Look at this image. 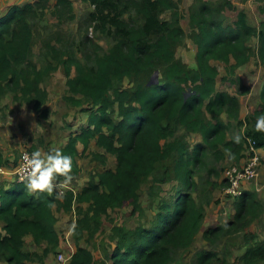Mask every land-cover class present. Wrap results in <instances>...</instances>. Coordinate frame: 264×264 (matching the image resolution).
<instances>
[{
  "label": "trees",
  "instance_id": "16d2710c",
  "mask_svg": "<svg viewBox=\"0 0 264 264\" xmlns=\"http://www.w3.org/2000/svg\"><path fill=\"white\" fill-rule=\"evenodd\" d=\"M80 1L91 10L76 50L63 30L42 33L48 28L40 25L48 11L57 27L75 20L72 0H32L0 16V101L13 93L15 102L32 105L45 119L49 97L43 85L62 70L67 86L63 99L75 107L88 104L91 110L88 125L62 149L73 158L72 171L81 170L79 143L84 154L95 142L115 156L116 167L106 166L105 154L92 153L102 171L90 173L80 193L67 190L60 198L30 191L17 180L0 186V264H28L36 258L24 251L28 235L36 245H46L43 255L54 252L63 238L56 229L57 213L71 211L75 203L76 248L68 264H98L81 242L88 244L109 210L126 202L146 218L141 191L150 178L149 196L159 198L153 217L135 228L113 227L116 246L110 264H174L175 253L190 250L200 233L208 248L195 252L194 264H230L233 254L242 264H264V241L252 230L263 220L264 204L245 190L247 183L241 196L227 195L234 200L233 217L202 231L213 191L229 185L226 169L243 164L249 140L264 148V131L255 129L256 117L264 112V83L260 108L243 118L240 98L249 90L245 79L236 76L253 57L264 66V0H256L262 18L258 27L244 9L227 23V11L238 10L232 0H194L188 13L182 0ZM186 16L190 33L182 25ZM89 28L97 39L90 37ZM98 38L110 41L107 50ZM187 38L197 47L194 67L177 55ZM255 38L254 48L250 42ZM39 41L47 63L43 67L35 61ZM216 62L226 65L223 80L233 86L218 89ZM156 72L159 80L150 83ZM210 157L213 162L208 164ZM19 160L0 159V167L16 166ZM203 170L208 177L199 181ZM156 183H171L173 195L159 197ZM239 236L247 248L243 255L237 253L242 245L235 244ZM222 240L227 243L219 252Z\"/></svg>",
  "mask_w": 264,
  "mask_h": 264
},
{
  "label": "crops",
  "instance_id": "0c3cea01",
  "mask_svg": "<svg viewBox=\"0 0 264 264\" xmlns=\"http://www.w3.org/2000/svg\"><path fill=\"white\" fill-rule=\"evenodd\" d=\"M32 0H0V16L4 15L8 9L13 5H23L27 2H30ZM73 3L75 1L80 2V0H72ZM76 2V3H77ZM194 0H182L181 7L183 10H188L189 6L193 4ZM233 4L236 7H250L251 9L245 10L249 20L250 15H252L253 12L259 11V5L260 3L256 0H247L246 2H241L239 0H232ZM84 4V3H82ZM255 4V5H254ZM86 5V4H84ZM255 7V8H252ZM237 8V9H238ZM242 9H238L240 11ZM250 11V12H249ZM188 13V12H187ZM256 22L251 24L255 27H258L261 21V17L257 19V16L255 17ZM184 20H188V16ZM183 20V21H184ZM182 21V25H183ZM189 28V25H188ZM185 29V28H184ZM186 32H189V30H186ZM192 42V40H190ZM255 41L256 45L258 43L257 39H253V42ZM196 46V45H195ZM197 49V47H196ZM196 57V54H195ZM218 63V62H217ZM196 61H193L191 66H195ZM216 64V63H215ZM250 72V78L249 76H246ZM60 74H63L62 70L59 71ZM237 74L239 77H243L246 82V86L249 90V95L246 97H241V105H242V115L241 117H245L249 115L250 113H253L256 109L260 108L261 106V98H260V92L262 84L264 83V66H262L258 59L253 57L247 64L239 67L237 69ZM63 89H56L54 91L59 92V95L55 98L53 102H50L51 100V93L48 95L49 100L46 103L45 107L49 109V113L47 118L40 119L38 114L35 112L34 108L30 104L26 103H16L13 104L12 101L13 95L8 94L3 99V103L0 102V159L3 163L6 161L12 162L13 159H16V151L21 152L25 149H31L32 151L40 148L42 151H47L50 147H60L63 149L70 136L75 134L77 131H79L82 127H86L88 125V118L90 115V106H87V110L83 109V106L78 110V113L82 115V120L80 117H76V120L74 121H68V119H64V113L67 111V105L66 101L63 99V96L65 94V91L67 90V86L65 85L62 87ZM62 90L64 91L62 93ZM61 91V92H60ZM59 99V100H58ZM6 100V101H5ZM58 100V104L55 102ZM75 110V111H76ZM86 110L85 112H83ZM85 117V121H84ZM81 124L82 126L79 128L77 127V124ZM77 127V128H76ZM242 132L243 128H242ZM198 139V138H197ZM92 147L99 148L95 145V142L91 143V146L89 149L83 154V145L79 143L77 145V148L79 150V156L76 157V160L78 161L79 165H82L87 162H90L92 159L88 156L87 160H84L82 157L88 155ZM258 153L260 154L262 160L264 159V148H258ZM21 155V154H20ZM20 158V156H19ZM85 161V162H84ZM244 162V161H243ZM262 168H261V177L258 178L257 181H253L252 183H247L245 185V190L251 191L256 194V197H258L262 203L264 204V162H262ZM92 166H97L95 163H93ZM88 168L87 166H84L81 171L78 173H75L72 171L73 179L69 182V184L72 186L73 191L78 194L80 193L85 186H87L89 182V174L91 173V167ZM113 169V168H111ZM88 171V172H87ZM102 171V166L98 167V172ZM5 176V175H4ZM3 175H0V186H5L6 188L10 185V183L7 182H14L15 180L12 177H4ZM10 178V179H9ZM11 180V181H10ZM261 185H260V181ZM215 194V201L216 206L220 207L222 205V201L226 200L229 204H231L232 212L231 213H225L229 217L227 219H224L222 222L229 220L234 215V200L227 196L225 191H218L216 190ZM258 195V196H257ZM222 197L221 202H219V198ZM79 205L77 203L74 204V207L69 212H58L57 217L58 221L56 224V229L60 233V235L63 237L61 245L54 251L49 253L48 255H43L46 245H36L34 243L33 237L31 235H28L26 237L25 241V247L24 251L29 253H35L36 258L31 260L28 264H54V256L56 253L64 250V254L68 255L70 252H74L73 246L76 248L75 240L73 239V228L76 226L78 214L76 208ZM80 206L87 207L88 204H80ZM209 209V208H208ZM207 209V210H208ZM226 209V208H224ZM112 210H109V213ZM217 213V211L215 212ZM105 217V216H104ZM103 217V218H104ZM215 215H211L209 220L207 222L215 223L219 219H217ZM204 225L203 231L209 227V224ZM264 223V221H262ZM101 232V231H100ZM99 232V233H100ZM72 236V239L70 242V238ZM66 239L70 242L71 245L70 248L67 245ZM65 241V243H63ZM68 242V244H69ZM64 244V245H63ZM85 242H81V245L84 246ZM73 245V246H72ZM86 246V244H85ZM69 248V249H68ZM247 248L243 246H239V249L237 250V253L239 255H243L246 252ZM63 252V251H62ZM107 262V261H106ZM111 262V261H110ZM107 263V264H110ZM64 264V263H60Z\"/></svg>",
  "mask_w": 264,
  "mask_h": 264
},
{
  "label": "rangeland",
  "instance_id": "374dc122",
  "mask_svg": "<svg viewBox=\"0 0 264 264\" xmlns=\"http://www.w3.org/2000/svg\"><path fill=\"white\" fill-rule=\"evenodd\" d=\"M76 2L77 1L74 2V10L76 13L75 20L65 21L60 27H57V19L51 15V11H48L46 19L44 21H42L40 24V25L47 26V28H48L47 30L42 28L41 29L42 33H47L48 31H54L57 29H58V31L63 30L64 33H66L68 40L72 39V41H70V42L74 45L75 50L78 49V47H79L78 42H79L80 37H81L80 32H82V33L85 32V30H84L85 29V17L87 16L88 12L91 10L90 6L88 7L87 5H84L80 2H77V3ZM252 8H255V7L252 6ZM238 9H244V10L250 9V10H252L251 6L250 7L246 6L244 8L239 7ZM188 10H189V8H188ZM188 10L187 11L185 10L186 13L188 12ZM237 13H238V10L237 11L236 10H228L227 11V23L234 21L237 18ZM256 16H257V19L259 17H261L259 11L257 12V10H256V12H253L252 15H250V22L255 23L256 22V19H255ZM183 27L185 28V31L189 30L187 20L183 21ZM187 33H190V30ZM89 35H90V37H94L97 39V36L94 33V31L92 30V28H89ZM190 40H191L190 38H187L185 40L183 46L178 48L177 55L179 57H182L185 60V62L191 66L193 61H196L195 54L197 53V49H196V46L193 43V41L191 42ZM98 41L101 43V45H103L105 50H107L109 48V46H110L109 42L110 41L108 39L98 38ZM250 44H252L254 48L256 47L255 41L250 42ZM41 45L42 44L39 41L34 48V51L36 54L35 61L39 67H43L47 64L45 62L44 58L41 57ZM213 64L216 65L220 70V76L218 78V82H219L218 89L223 90V89L229 88L230 86H233L232 84L228 83V81L225 82L223 80V75H225V72H226V69H225L226 65H224L222 63H217V62H216V64L215 63H213ZM59 71L53 72L52 76H50L45 81V83L43 85L47 89L48 95L51 93L50 102H53L55 100V98L59 95V92H56L54 90L59 89V88L63 89L62 87H64L66 85L65 84V78H64L63 74L59 73ZM248 73L249 74H247L246 76H249V78H250V72L248 71ZM236 76H238V74H236ZM63 92L64 91L62 90V93ZM8 94L13 95V97H14L13 93H8ZM3 100L4 99H2L0 102H2ZM58 100L55 101L57 104H58ZM12 103L16 104V103H22V102H15L13 100ZM65 103L67 105V111H66V113H64L63 118L68 119L69 122L72 119H73L72 121L76 120V117H80L82 120V115L80 113H78V110H76V107L72 106L71 104H69L67 102H65ZM87 106L88 105L85 104L83 106V109L87 110ZM80 108L81 107L77 106V109H80ZM81 109H80V111H81ZM86 110H84L83 112H85ZM84 121H85V117H84ZM88 121H89V118H88ZM78 126L80 128L82 125L78 123L77 127ZM244 129H245V127H243V131H244ZM79 131H77V132H79ZM236 132H237V129H236ZM191 140H193V139L191 138ZM94 152L95 153L99 152L101 154H105V157L107 158L106 166L108 168L114 169L116 167V158L114 155L105 153L103 148L92 147L90 152H88L89 154L82 157L84 160H87V158L89 156V157H91L92 160L90 162H87L88 160L86 162L84 161L85 163L80 165L81 170L84 166H87L88 168H90V166H92L93 163H95V165H97V166L91 167V171H92L91 173H98V167H101L102 163L99 160H96L93 158L92 153H94ZM20 154H21V150L16 151V154H15V156L17 155L16 158H18L20 156ZM212 159H213L212 157H210L208 159V164L213 162ZM222 165H224L223 162L220 163V166H222ZM262 165H261V168H262ZM11 166L15 167L14 164H12ZM88 174H90V173H88ZM0 175H2V174H0ZM5 176H7V175H5ZM201 176H202V178H200L199 181H203L204 179H206L208 177L207 170H203V174ZM7 177H12L16 181L14 176H7ZM260 177H261V169H260L259 178ZM152 181H153V178H150L149 181H147L145 184H143L142 191H141V198H142L143 206L145 207L146 218L141 219L139 216V213L138 212L134 213L132 206H130L127 203L123 207L113 209L107 216H105L103 218V226H102L101 232L96 234L95 237L92 238L88 244L85 243L86 247H89L92 250V252L94 253L95 260H97L98 264H107L111 261L110 257H111V254H112L114 247L116 246V242L112 239V236H113L112 229L114 226H125L127 228H135L140 222H147V224H149V220L152 219L154 211L157 207V205H156L157 201L156 200H159L158 197L154 200V199H152V197L149 196L150 195L149 194V187L152 184ZM5 182L11 184L13 181L7 182L5 180ZM261 182H262V180L260 181V185H261ZM159 187H161V191H159V189H160ZM155 191H156V193L160 192L159 197H161V198L162 197L170 198L174 193L173 185L171 183L162 184L161 186L156 183ZM218 191H223V189L218 190ZM215 192H216V190L213 191V200L214 201L211 202L207 206V209L208 208L209 209L207 210V215H206V218L204 219L202 229H204V227H205L204 225L209 220L211 215H215L216 217H218L217 219H219V220L215 223L214 222L213 223L207 222V224H209V226H213L215 224H218L219 222H222L224 219H227L229 216L226 215L225 213H228V212L231 213L232 212L231 211L232 210L231 204H229L228 201H226V200L222 201V205L220 207L216 206L215 194H214ZM221 199H222V197H220L218 201L221 202ZM257 199H259V198L257 197ZM224 208H226V209H224ZM216 211H217V213H215ZM262 221H264V217H263ZM262 221L260 223L258 222L257 224H254L252 226V230L254 232L258 233L260 240L264 241V223ZM71 239H72V236L70 238V242H72ZM66 241H68V240L66 239ZM242 241H243L242 237L239 236V238H237L235 244H239V245L243 246ZM63 243H65V241ZM66 243L68 246L72 244V243L68 244V242H66ZM226 243H227L226 240H222L221 243L218 245L217 250L219 252H222L225 248ZM85 244H84V246H85ZM69 248H70V246H69ZM73 248L75 249V246H73ZM204 248H208V244L204 241V239L202 237V233H200L197 236V238H196V240H195V242H194V244L190 250L179 251V252L175 253V263L174 264H194L195 252L198 250L204 249ZM62 251L55 254L54 260H53L54 264L62 263L59 260V255L61 253L62 254L65 253L64 250H62ZM232 253L233 252H231V254ZM65 264H68V262ZM230 264H242V262L238 259V257H234V254H233V257L230 258Z\"/></svg>",
  "mask_w": 264,
  "mask_h": 264
},
{
  "label": "clouds",
  "instance_id": "9594fccd",
  "mask_svg": "<svg viewBox=\"0 0 264 264\" xmlns=\"http://www.w3.org/2000/svg\"><path fill=\"white\" fill-rule=\"evenodd\" d=\"M255 129L264 131V112L256 117ZM240 139V135L234 137L236 142ZM22 160L26 175L21 179L25 180L26 187L30 191L55 194L57 198H60L63 187L73 179V158L65 154L60 147H50L47 151L37 148L30 153L24 152Z\"/></svg>",
  "mask_w": 264,
  "mask_h": 264
},
{
  "label": "built area",
  "instance_id": "2783aa9c",
  "mask_svg": "<svg viewBox=\"0 0 264 264\" xmlns=\"http://www.w3.org/2000/svg\"><path fill=\"white\" fill-rule=\"evenodd\" d=\"M255 142L249 140L248 143V153L242 165H231L225 171V177L229 181V185L224 188V191L227 195L232 197H239L243 193V184L244 183H252L253 181H257L260 176V169H261V156L257 151ZM24 152H31L30 150H23L20 155V160L18 164L13 167H0V174L7 175V176H14V178L18 182H24L21 177L26 175V170L22 167L23 160L22 156ZM67 190H72L73 188L70 184H67L62 189V196L65 194ZM69 242V241H68ZM70 244V242H69ZM73 251L70 252L68 255L60 254L59 260L62 263H67Z\"/></svg>",
  "mask_w": 264,
  "mask_h": 264
},
{
  "label": "water",
  "instance_id": "95a60500",
  "mask_svg": "<svg viewBox=\"0 0 264 264\" xmlns=\"http://www.w3.org/2000/svg\"><path fill=\"white\" fill-rule=\"evenodd\" d=\"M158 79H159V72H156L155 75H154V77H153V79L150 81V83H152L154 80L155 81H158ZM127 203L129 204V202H126V204Z\"/></svg>",
  "mask_w": 264,
  "mask_h": 264
}]
</instances>
